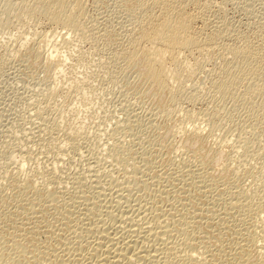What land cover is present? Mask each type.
Here are the masks:
<instances>
[{"label":"rangeland","instance_id":"374dc122","mask_svg":"<svg viewBox=\"0 0 264 264\" xmlns=\"http://www.w3.org/2000/svg\"><path fill=\"white\" fill-rule=\"evenodd\" d=\"M6 1L8 0H0V24H1V20L5 19L7 16L5 11L3 10V8L6 6ZM10 1L12 3L13 2L15 3L18 2L19 0L17 1L10 0ZM82 3H83L82 8H83L84 16L81 18L80 23L81 26L88 32L86 36V40L81 45V49L85 53L84 57H87L89 55L91 57V60H93L94 62L103 65L107 64L108 67L107 69L104 70L105 74L103 75V77L96 78L95 97H96L97 106L93 109V111H91L93 113L89 114L90 116H92V118H89V115L88 117L86 115L84 116L85 121L87 122L86 125L89 123L87 125L88 126L87 135L84 137V139H82L77 143L78 145L76 144V146L73 147L66 146V149L68 147L67 152L64 147L65 151L62 154H60L61 156L58 155L56 152H49L48 154L44 152V150H42V144H40L42 141L41 139H39V135H38L41 132V128H45V126L47 128L48 125L50 124L47 118L49 117L51 119V117L54 115L53 114L54 112H52L53 110H50V108L45 110L46 111L45 114L43 116L39 115V118L37 117L38 115L36 116L35 111H33L35 108L38 107V105H41L42 103L41 95L44 93V90L46 89L51 79L50 68L48 67L47 64L43 62V58L38 54L36 48L26 45L25 46L17 45L14 42H10L6 38L0 36V255H1L0 264H13V263L15 264V260L18 257L21 260L18 258L19 262L17 259L16 264L17 263L24 264L25 260H26L25 264H28L30 262L29 257L31 256V252L29 251L34 248V246L31 245L32 244L37 245L38 243L39 244L41 243L43 245L45 243L43 241V236H40V234L38 233L40 232V230H37L39 227L41 229H49L51 225V227L53 226V228L57 229V226H59L61 221L63 222L65 220V219L63 220L62 218H68V217H70L69 220L75 218L72 221H76L77 219L76 214L78 213L77 216L82 215V212L86 211V209L85 210L83 209L86 208V206H89L91 209V211L87 210L88 212H92L93 210L90 216H92L94 213H97L96 215H98V209L99 208L101 209L102 207L105 210L106 206L108 205L112 206V209L114 210L115 213L117 212L121 213V210L123 208L122 213L127 212V214L136 215L137 210L134 208H137L136 204L138 201L141 200L142 202L144 199H145L143 201L144 203H147L146 200H149L148 205L150 206L154 205V207H157L158 214L159 213L161 214L163 212V211L161 212L162 208L159 207L160 204L158 203V201L159 200L161 201V206L163 207V209H164V205L166 204L165 207L168 208V211L165 208L164 212L166 211L168 218L170 217L171 219H173V222H175L174 219L180 220L179 217L181 216L185 217V214H186V218L188 216L190 217L192 216L193 218L191 217V219H188L190 218L188 217L187 220L188 221L192 220L189 221L192 227H194L193 225L196 222L197 223L195 224L197 226L196 229L195 227L190 228L191 226L189 222L186 219L184 220V218H183L184 223L181 222L182 225L181 224L179 225L183 227V224H186L187 221L189 225L187 224L188 228L186 227L187 225H184V228H187L185 231L188 232L190 231V229H192L195 231L194 233L195 235L200 232V234L196 235L198 238H200L199 236L204 237V235H206L207 232L208 234L209 233L211 234L212 231L215 232V233L212 232L213 235L211 234L212 236H218L216 237V240L214 238V240L216 241L214 243L216 244L212 245L213 247L214 246L215 247L213 248L211 246V248H209L213 250L211 253L214 254L213 257L215 256V258H213L211 254V256H209L210 258L206 261V264H234L236 259L242 257L243 251L242 250L238 251L240 250L238 247L242 242H244L243 238H245V235H248L246 236V238L250 236L248 233L252 235L251 237H254V239L249 241V243H253V247L261 248L262 247L261 244L264 245V235H262V233H259L262 237L261 238L259 237L260 235H258V232H262L260 230L264 227V209L262 210L261 208L260 210H258L256 208H252V211L251 210L247 211L246 208L244 209L242 203H241L242 206L241 204H239V206L235 205L236 207L231 205V203L232 200L234 201L237 194L242 193L243 190H247L244 193H252L254 191L255 180H261L262 186L264 187V175L260 176L255 172L253 174H251L250 172H249L250 174L248 173V171L251 170L252 168H255L260 164H264V163H260V162H264V109H263L264 106H262L263 108L260 107V102L264 100V0H212L209 3L210 5L208 4L207 7L208 11L206 9V11L202 13L203 16H201L202 15L201 14L200 18L199 17L196 18L192 26V29H194L195 32L200 33L199 35L201 37H209V36L211 37L213 33L216 36L219 35L217 36L218 38L213 35L215 37L214 41L216 40L214 43H217L218 45L221 46H224V44L232 45L233 43H234L233 45L237 44L236 46H241L245 43L255 44L256 46L259 45L258 47H260L259 49L261 52L257 54V57L255 59L250 61H245L243 59L236 58L232 62L233 68L239 72L244 70L255 72V78L253 79L251 78L252 80L249 79L245 81L243 85L247 88L252 89V98L251 97L247 98L248 96L245 95L243 86L242 87L239 86V88H242L239 90H243V92L242 91L238 92L239 90H237V95L236 93H229L224 89H221L219 91H213L210 89L211 79H209L210 75L208 74H210L211 68L215 69L216 66H219L223 63V61L220 60V58L218 57L215 58L214 54H212L213 56L211 54H210L211 56L210 55H208L207 57L204 56L203 64H202L203 69L200 70L201 72H199V74H197L196 79L193 82V85L188 84L189 86L188 88H186L187 90L185 92L187 94L169 95L167 93L159 92L154 87L150 86L146 79L143 80L139 79V74H138L139 72L137 70L138 68L133 67L128 63H126L127 66H125V64H123L121 60H117L116 57H113L115 56L114 54H116V52L119 51L125 45L124 42H126L128 35L133 30L132 29L133 25L137 22L138 19L137 1L136 0H82ZM193 7L194 5L189 3V5L187 4L186 7H184V11L187 13L188 12L194 13L195 10ZM39 17H36L37 21H35L37 24L39 23L38 24L39 26L37 27L35 26L36 28H38V30H41L42 28H43L42 30L44 29L48 30L51 27L53 28V25L51 23H49L48 21L46 22L47 19H45L44 16H41L40 18ZM203 19L205 20V22L203 21ZM35 22H33V24H35ZM219 28L221 33L219 31ZM221 29H223V32ZM59 30H60L59 31L60 34L61 33L63 34L65 31L61 29ZM111 56L113 58H111ZM190 57L193 56H189V58ZM107 60L108 62H106ZM242 93L244 94L245 99L243 98ZM197 97L200 98V100L196 102H191V100ZM251 107L254 108V113L249 112L250 113L249 116L248 110ZM189 109L195 111L200 110L202 111L203 114L206 111H208V113L205 114L206 119H203L205 121L199 119L190 122L189 120L183 118L185 117L186 111H188ZM245 111L247 112L246 113L247 116L245 115ZM41 117H45V119H41L42 121L40 122ZM243 117L246 118L247 122L245 120L242 121V119H245ZM208 118L214 119L215 122H210L209 120H207ZM252 118L253 121H250V119L252 120ZM47 121L49 124H47ZM244 121L246 124H244ZM255 121L257 122V124ZM242 122L245 126L247 125V123L249 124L251 123L252 125H256V126H252L250 124L245 127L242 126L243 125ZM192 125H195L200 129L199 137H195L194 135L184 131V129L189 130ZM240 126L242 128L241 131L243 133L242 132L239 133ZM243 127L246 128V130ZM243 130H245V132ZM239 134L241 135L243 134V135L241 136ZM34 135H36L37 137ZM32 139L34 140L32 141ZM224 142L227 143L229 142L228 144L231 145L237 144L240 145V147L242 146V148L238 150L235 147H233L232 149L230 147L224 148L223 145H221V143ZM36 144L39 145L36 146ZM116 145H117L116 147L117 149L115 148ZM237 145L235 146L237 147ZM245 145L246 147L243 148V146ZM22 146L28 148L25 149ZM119 146L122 148H120ZM39 147L41 149H39ZM121 149H125V151L123 150L124 151L123 152ZM48 155L60 156L58 159L61 160L59 162L60 172L55 174L56 176H53L54 174L53 172H49L45 176L46 178H48V180L44 179L45 177L42 179L41 177L38 179H33L31 175L34 168H37V166H39V168L41 169L42 168L41 166L48 159L49 157ZM123 157H125V159ZM183 162L184 165L182 166ZM123 164L129 167L130 170H128L127 168V171L129 172H126L125 170L126 167L124 168L122 167L124 166ZM185 164L186 165L188 164L187 165L188 167L187 166L185 167ZM194 164L197 165L195 166V168H193ZM202 164H204L205 166H203ZM209 164L213 166L214 171H217L218 169L217 170L215 169L217 167L222 166L223 164H227L228 169L223 173H219V172L211 173V171L208 169L209 168L208 166H210ZM179 165H181L182 167ZM132 166L136 170L131 168ZM175 166H177L178 169H181L183 167L184 169L178 170L176 169L177 167ZM189 166H192L191 169L189 168ZM211 166L210 168L213 172V168ZM62 167L63 169H61ZM200 167H202L203 169L205 167L206 169L203 170ZM168 169L170 171H168ZM194 169H196L202 176L201 181H203V184L201 183V181H199L200 178L198 179V177H200L199 173H195L196 170ZM185 170L188 172L186 173ZM201 170L202 172L204 171L205 173L204 172H203L204 174L201 173ZM153 171H155V173ZM175 171H176V175H174ZM183 171H185L186 174L185 173L183 174ZM160 172L162 173L164 172L163 174L166 173L167 176L161 175ZM169 172L172 173L170 174ZM191 172L193 174H191ZM177 173L179 175H177ZM208 173L210 177L213 176L215 179H213L212 177L211 180L210 177L208 176ZM168 174L172 176H169ZM25 175H27L26 177L28 178V182L22 186L20 185L18 178H21L22 176ZM181 175L182 178L184 179V182L186 181L185 182L186 184L182 182L183 179L181 178ZM204 175L206 179L204 178ZM49 176L51 179L53 178L52 179L53 181L49 179ZM179 176L182 180L180 179V181H177L179 180L178 178ZM184 176L186 177V180ZM192 176L194 177V179L192 178ZM163 177L165 179H168L169 181L171 179L172 183L171 182L169 183ZM169 177L171 178L169 179ZM176 177L178 179H176ZM187 178H189V180ZM116 179L117 181L118 180L119 181L117 182ZM173 179H175V181H173ZM203 179L205 180L206 183L205 185L207 186V189L206 186L204 185ZM207 179L211 181L208 182ZM153 180H155L154 185L152 184ZM192 180L193 181L196 180L197 182L194 183L195 181L193 182ZM215 181L217 182L218 185L214 186L212 183L214 182V184H216ZM166 182L169 183V185ZM180 182L181 184L183 183L184 185L182 184L183 187H180L178 189ZM190 182L192 183L190 184ZM222 182H224L225 185ZM148 183L151 184L147 185ZM155 183L158 184L155 185ZM170 184L173 185L171 186ZM174 184L177 186H175ZM117 185L120 186L117 188ZM197 185L198 186L203 185L204 187L202 186L203 187L202 189L201 186L198 187ZM210 185H213L214 187L213 186L210 187ZM221 185H223V187H220ZM226 185L227 188H230L232 192L229 191V189H225ZM112 186H114L113 189ZM159 186H162V188L164 187L163 189L160 187V189H162V191L164 192L166 190L165 195H163V192L159 189ZM185 186L186 187L188 186L189 188L188 187L186 188ZM216 186L218 189L216 188ZM169 187H174L175 188L174 191H176L177 189L179 191L177 190L176 192H174L172 191V188L170 189ZM196 187H198L201 190L199 189L198 191L195 190ZM155 188L156 191L154 190ZM182 188L183 190L185 189L184 191H187L186 189H191L192 191L191 192L188 191L190 194L188 192H184V191L182 192ZM157 189L159 190L158 194L160 195H157L158 192ZM209 189H211L212 191L209 192L206 191ZM167 190L169 193H167ZM216 190L217 192L219 191L218 196L217 193L215 194ZM237 190H239L240 193L237 192ZM180 191L182 192L183 198H186V196L188 195L187 199L189 200L186 199L187 201H184L185 199L183 198L180 199V197H182L181 193H179ZM194 191L195 192L197 191V194L195 193L196 195H193ZM203 191L205 194L203 193ZM233 191L236 192L234 193ZM58 192L61 193L59 194ZM177 192L179 193L178 194L179 196L177 195ZM199 192H201L203 196ZM211 192L212 194H209ZM230 192L235 198L231 195ZM170 193L171 196L173 194L172 199L170 198L171 196H169ZM223 193H225V195ZM57 194L61 195L60 198H62V201H60V203L65 202L63 205L66 204L68 206L66 205L63 206L59 204L58 200L56 202H54L55 200L54 201L52 200L53 201L52 202L51 199L48 197V195L54 196ZM166 195L169 196L167 197L169 198L168 200L164 199V196L166 198ZM189 195H191L190 197L192 198H190ZM205 195H208V199H211L209 198V196L211 195L212 199L210 201L208 200L207 202V198H206L207 196ZM219 195H221L222 197ZM227 195L232 196L233 198ZM81 196L82 197L85 196L83 197L84 199ZM153 196L154 197L156 196L157 198L156 197L154 198ZM159 196L161 198H159ZM138 197L140 198V200L137 199ZM173 197H175V200ZM197 197L201 199L203 198L202 200L206 199L205 200L206 202L203 201L204 203L202 204L198 203L197 201L201 202V199L198 198L197 200ZM217 197H220L219 199L222 202L219 203H222V206L225 209L222 208L221 210V205L218 204L216 205V203H218L219 201ZM226 197H227V204H225ZM228 197L230 199H228ZM149 198L152 200H150ZM213 198H215V200ZM78 199L80 201L81 199H83L81 201L83 202V204ZM89 199L91 201L93 200V203ZM28 200L30 201L33 200L32 202H34V204L30 203ZM39 200H41L40 201L41 203L43 202H47V203H43L42 206ZM155 200H158L156 201V204L158 203V205L154 204ZM171 200H174L172 208L170 207L172 206ZM181 200L183 202H186L187 206L186 203H183ZM190 200L191 201L196 200V201L195 202L193 201L192 203L189 202ZM212 200L213 201L217 200V201L215 203ZM36 201H38V203ZM73 201L74 202L76 201L75 205H77L78 207L74 206ZM77 201L80 203L78 204ZM228 201L230 202V204ZM35 202L37 204H35ZM94 202L95 204H98L99 207L95 208L97 205L96 206L91 205L94 204ZM26 203L32 205L34 208H32V206L30 207ZM86 203H89L90 205L88 204L86 205ZM213 203H215L214 204L215 206L213 205ZM103 204L104 206H102ZM204 204L205 205L209 204V206L213 205V207L210 206L209 208L206 207ZM46 205L48 206L47 207L48 209L46 208ZM182 205L185 207H180ZM41 206L42 208H45V210L42 209ZM168 206L172 210H169ZM198 206L203 209L198 208ZM216 206H218L217 210H216ZM38 207L41 209V212L43 211L44 212L43 213L39 212L40 209ZM65 207L68 208L71 207L69 210H71L72 212L70 213L68 208ZM231 207L234 209H232ZM80 208L82 209V212H80L81 211ZM179 208L180 210L183 209L182 211L185 214L182 211L179 212L180 211ZM212 208L215 209L216 210L215 212L217 213H215ZM33 209H35V211L38 209L37 210L38 213L37 211L35 212L36 216L38 214L36 218H34L35 214L33 213L34 212ZM62 209L64 212L67 210L69 213L68 212L64 213ZM204 209L207 210L205 211ZM254 209H256L257 211ZM104 210L103 212L102 211L101 212L104 213ZM208 210L209 211L211 210L210 212H212V215ZM261 210L263 212H261ZM31 211L33 215L31 214ZM177 211L178 214H176ZM200 211H202L204 214ZM218 211L219 212L221 211V213L224 215H222L221 213L220 215H218L219 214ZM28 212L30 213L28 214ZM61 212L64 215L63 214L61 215ZM134 212H136V214ZM189 212L191 213L188 214ZM195 212L198 213L196 214ZM206 212L210 214L207 215ZM229 213H231L230 217L228 215ZM49 214L50 216L47 217ZM70 214H73L74 217H71L73 215L67 217V215ZM172 214H175L177 216L179 214L180 215L178 217L173 216L175 217L173 218ZM205 214L206 216L210 215V217H205ZM44 215L45 217L43 219L42 217ZM96 215L94 214V217L92 218H97ZM215 215L217 218L215 217ZM101 216L102 217L100 218L104 217L103 219L106 220V221L104 220L106 223L110 221L107 218V215L103 214ZM219 216L226 221H223L221 218H219ZM223 216L225 217L223 218ZM46 217L48 218V220H46L47 219ZM209 218L215 219V221H213L214 219L211 220L213 221L212 223L213 227H211V221ZM35 219L36 220L38 219L37 220L38 222ZM58 219L60 220L58 221ZM218 219L222 220L226 224L228 222V224L223 225L222 221H221L222 223L220 221H216ZM230 219L232 223L229 222ZM21 220L23 222H21L20 224L19 221ZM206 220L210 222L209 223L210 225L207 224ZM55 221L56 223H54ZM25 222L28 224H25ZM30 222L32 224V227ZM33 222H35V224ZM230 223L231 224L235 223V224L231 225L232 226L231 227L229 226ZM24 225L25 228H23ZM47 225H49V227ZM13 226H15V228H13ZM42 226L44 227L42 228ZM103 226H106V224L105 225L103 224ZM243 226L247 228L245 229V227ZM21 227L23 228L22 229L23 231L20 233ZM30 227L31 229L33 227L35 228L31 230ZM198 227H201L203 229L205 228L207 232H204L203 229ZM230 227L232 228V230L230 229ZM235 227L237 228L236 230ZM242 228L243 231L245 230L248 232L247 233L242 232ZM17 229L20 230L18 231ZM198 229H201V231ZM226 229L229 231V233L227 232ZM248 229H250V231ZM49 230L54 231V229L52 228H50ZM64 230L66 231V228ZM64 230H62V232L64 234L66 233L67 237L70 236L69 239H72L74 241V240H78L77 238L81 237L80 238L81 242L83 241L85 242L84 239L85 237H87L84 236L87 234L85 231L79 230L80 234H82L83 232L85 233L82 234L83 236L82 235L80 236V234H78L79 233L78 230H77L78 232L77 234L75 232L74 233H70L69 231L65 232ZM251 230L253 231V233ZM217 231H219L220 233ZM236 231L240 233L237 234ZM28 232L30 233L32 232V234H29ZM33 232L34 233L37 232V233L33 234ZM231 233H236V234L229 235ZM74 234L78 237H76ZM174 234L183 236V234L181 235L179 232H175V231ZM71 235H73L76 239H73L74 237ZM240 235L241 236L243 235L244 237L239 238ZM13 237L14 240L17 241L20 240L19 242H21V244H23L22 242H24V246L18 245L19 247L21 246V248L18 247L19 251H17V249H15L14 247H11L12 246L11 244H13L14 242ZM20 238H23V240L25 241H22ZM246 238L244 243H246V241L248 240V239L246 240ZM25 244H27V247L28 246L31 247V249L28 248V251H26ZM39 244L37 246H40ZM82 244L83 246L85 245L84 243ZM10 247L12 249H15L17 252L15 250H13L14 251L13 252ZM207 247L210 246L208 245ZM204 248L208 249L205 246ZM21 249L22 251H20ZM19 252H21L22 254L25 252V255L22 254L20 255ZM12 258L15 259L13 260ZM22 258H24L23 259L24 261L22 260ZM27 259H28V263H27Z\"/></svg>","mask_w":264,"mask_h":264},{"label":"bare ground","instance_id":"6f19581e","mask_svg":"<svg viewBox=\"0 0 264 264\" xmlns=\"http://www.w3.org/2000/svg\"><path fill=\"white\" fill-rule=\"evenodd\" d=\"M136 1L138 3V5H137V13H138L137 22L133 25V28H132L133 30L128 35L126 42H124L125 45L119 51H117L116 54H114L115 56H113V57H116L117 60H121L123 62V64H125V66H127L126 63H128V64L132 65L133 67L138 68L137 70L139 72L138 73L139 74V79H141V80L146 79L148 81L149 85L154 87L159 92L167 93L169 95L187 94L185 92L187 90L186 88H188V86H189L188 84L193 85V82L196 79L197 74H199V72H201L200 70L203 69L202 68V64H203L204 56L207 57L210 54L211 55L214 54L215 58L218 57V58H220V60L223 61V63L221 65H219V63H218L219 66L215 65L216 66L215 69L211 68L210 74H208V75H210L209 79H211L210 80L211 83L209 82L211 84V88H210V85H209V88L211 90L219 91L221 89H224V90H226L229 93H236V95H237V90L242 89V88H239V86L242 87L244 85L245 81H247L249 79L252 80L253 78H255V72L254 71L244 70V71H240L239 72V71H237L236 69L233 68L232 62L236 58L243 59L245 61H250V60L255 59L257 57V54L259 52H261L260 49H259L260 47H258L259 45L256 46L255 44L245 43V44H243L241 46H236L237 44L233 45L234 43L232 42L233 43L232 45L224 44V46H221V45H218L217 43H214L216 41V40L214 41L215 37H217L219 35L216 36L213 33V35L215 36L214 37L212 35V33H211V35H212L211 37L210 36L209 37H201L199 35L200 33H197V32L194 31V29H192L194 20H196V18H198V17L200 18V15L203 12L206 11V9L208 7V4L212 0H136ZM189 3L194 5V7H193L194 10H195L194 13H189V12L187 13V12L184 11V7H186L187 4L189 5ZM82 6H83L82 0H19L18 2H15V3L14 2L12 3L10 0H8V1H6V6L3 8V10L5 11L7 16H6L5 19L1 20L0 36L6 38L10 42H14L17 45H21V46H25L26 45V46H30V47L36 48L38 54L40 56H42L43 62L45 64H47L48 67L50 68L51 79H50V82L48 83L46 89L44 90V93L42 92L43 93L41 95L42 103H41V105H38L39 108L37 107V108H35L33 110V111H35L36 116L38 115L37 116L38 118H39V115L43 116L45 114V112H46L45 110H47L49 108H50V110H53L52 112H54L53 113L54 115L51 117V119L49 117L48 118L46 117L47 120L50 122V124H49L48 121H47V124H49L48 127L46 128V126H45V128H41V132L39 131L40 133L38 134L39 135V139H41V141H42L41 143L39 142L40 144H42V150H44V152H46L47 154L49 152H56L58 155H60V154H62L65 151L64 147L66 149V146H70V147L76 146V144L79 141H81L82 139H84V137L87 135V132H88V129H87L88 126L87 125L89 123L86 125L87 122L85 121V117L84 116L86 115L88 117V115L90 113H93L91 111H93V109L97 106L96 105V97H95V89H96L95 82H96V78L103 77V75L105 74L104 70L107 69V67H108L107 64L103 65V64L94 62L93 60H91V57L89 55L87 57H84L85 53L82 51L81 45L86 40V36H87L88 32H87V30H85L81 26V23H80L81 18L84 16V12H83ZM207 11H208V9H207ZM206 13H204V14H206ZM39 16L40 17L44 16V18L47 19L46 22L48 21L49 23H51L53 25V28L51 27L52 29L50 28L48 30H46V29L42 30L43 28L42 29L40 28L41 30H38V28H36V27L39 26L38 25L39 23L37 24L35 21H37L36 17H39ZM201 16H203V14ZM210 19H211V17H210ZM203 21L205 22L204 19H203ZM33 22H35V24H37V25L33 24ZM204 24H206V23H204ZM214 26H216V25H214ZM59 29L65 30L64 33L60 34V32H59L60 30ZM221 30L223 32V29H221ZM219 31H220V28H219ZM220 33H221V31H220ZM209 35H210V33H209ZM236 38H238V37H236ZM241 43H243V42H241ZM185 52H187V53H185ZM189 56H193V57L189 58ZM113 57L111 56V58H113ZM106 62H108V60ZM205 77H206V75H205ZM243 88H244V91H245V95L248 96L247 98H249V97L252 98V89L251 88H247L245 86H243ZM240 91L243 92V90H239L238 92H240ZM61 94H62V96H61ZM240 95H241V93H240ZM242 96L245 99V96H244L243 93H242ZM198 100H200V98L197 97V98L191 100V102H196ZM262 106H264V100H262L260 102V107H262ZM83 107H84V109H83ZM219 111H221V110H219ZM246 111H245V115L247 113ZM249 112L250 113H254V108L251 107L248 110V113ZM206 113H208V111H206L203 114L202 111H200V110L195 111V110H192V109L190 110L189 109L188 111H186L185 117H183V118L189 120L190 122H193L194 120H199V119L203 120V119H206L205 118V114ZM250 113H249V116H250ZM89 118H92V116L89 115ZM243 118H245V117H243ZM253 118H252V120L250 119V121H253ZM41 119H45V117H41L40 118V122L42 121ZM207 120H209L210 122H215L214 119H212V118H208ZM243 120L246 121V118L242 119V121ZM44 121H46V120H44ZM203 121H205V120H203ZM245 121H244V124H246ZM242 124H243V122H242ZM244 124L242 126H245ZM250 124L247 123V125H250ZM253 124H254V122H253ZM256 124H257V122H256ZM252 126H256V125H252ZM253 128H255V127H253ZM244 129L246 130V128H244ZM241 130H242V128L240 126V132L239 131L238 132L241 133L242 132ZM245 130H243V131L245 132ZM184 131L194 135L195 137H199L200 136V129L198 127H196L195 125H192L189 130L184 129ZM239 135H241V134H239ZM239 135H238V137H239ZM34 136H36V135H34ZM30 137H31V135H30ZM36 137H35V140H36ZM33 140L34 139H32V141ZM228 141H229V139H228ZM228 143L224 142V143H221V145H223L224 148H229L230 147L232 149L233 147H235L237 150L242 148V146L240 147V145H237V144H232L231 145V144H228ZM38 145L36 144V146H38ZM235 145H237V147ZM24 146H26V145H24ZM116 147H117V145L115 146V148ZM123 147H124V145H123ZM244 147H246V145L243 146V148ZM23 148H25V147H23ZM26 148H28V147H26ZM120 148H122V147H120ZM29 149H28V151H29ZM39 149H41V148L39 147ZM67 149H68V147H67ZM67 149H66V152H67ZM121 150L125 151V149H121ZM126 152H125V154H126ZM21 153H24V152H21ZM195 155H197V154H195ZM48 156H49L48 159L41 166L42 167L41 169L39 168V166H37V168H34V170L32 172V175H31V177L33 179H38L40 177L42 179L49 172H53L54 173V174L52 173L53 176H56L55 174L60 172V170H59L60 169V163L59 162L61 160H58V159H59V157L61 155L60 156H50V155H48ZM123 158L125 159V157H123ZM195 161H197V160H195ZM147 162H148V160H147ZM260 163H264V162H260ZM183 165H184V162H183L182 166ZM187 165L185 164V167ZM197 165L194 164L193 168H195V166H197ZM202 165L205 166L204 164H202ZM179 166H181V165H179ZM210 166H208L209 167L208 169L211 171V173H214V172L223 173V172H225L228 169V165L227 164H223L222 166L217 167V168L215 167L216 168L215 170L218 169L217 171H214L213 166H211L213 168V172H212ZM91 167H90V169H91ZM122 167L123 168L126 167V169H125L126 172H129V171H127V168H128V170H130V169H129V167H127V165H124ZM134 167H135V165H134ZM134 167L132 166L131 168L134 169ZM175 167H177V166H175ZM191 167L192 166H189L190 169H191ZM189 168H188V170H189ZM200 168H202V167H200ZM61 169H63V167ZM176 169H178V167ZM182 169H184V167L181 168V169H178V170H182ZM198 169H199V167H198ZM205 169L206 168L204 167L203 170H205ZM134 170H136V169H134ZM134 170H133V173H134ZM173 170H174V168H173ZM194 170H196V169H194ZM131 171H132V169H131ZM168 171H170V170L168 169ZM185 171H183V174L185 173ZM196 171H195V173H199L198 171L197 172ZM153 172L155 173V171H153ZM166 172H167V170H166ZM187 172L188 171H186V173ZM203 172L201 170V173H203ZM206 172H207V170H206ZM249 172L251 174H253L255 172L256 174H259L260 176L264 175V164H260V165L256 166L255 168H252L251 170L248 171V173ZM160 173H161V175H164V176L166 175L167 176L166 173L163 174L164 172L163 173L160 172ZM174 173H175L174 175H176V171ZM181 173H182V171H181ZM128 174H130V173H128ZM170 174H168V175L172 176ZM191 174H193V173L191 172ZM154 175H152V176H154ZM177 175H179V174L177 173ZM182 175H181V178H182ZM199 175H200V173H199ZM211 175H213V174H211ZM26 176L27 175L22 176L21 178H18L20 185L23 186V185H25L28 182V178ZM57 176H59V175H57ZM61 176H62V174H61ZM159 176H160V174H159ZM208 176H209V173H208ZM196 177H198V176H196ZM212 177H210L211 180H212ZM170 178L171 177H169V179ZM178 178H179V180H177V181H180V179H181L180 176ZM178 178L176 177V179H178ZM189 178H187V179L189 180ZM192 178L194 179L193 176H192ZM199 178H200L199 181H201L202 180V176L200 175V177H198V179ZM204 178H205V175H204ZM44 179L48 180V178H46V177ZM49 179H51L50 176H49ZM54 179H56V178H54ZM97 179H99V178H97ZM213 179H215V178L213 177ZM165 180H167L169 183L171 182V179H170V181L168 179H165ZM185 180H186V177H185ZM116 181H117V179H116ZM173 181H175V179H173ZM194 181H193L194 183L197 182L196 180H194ZM210 181L208 180V182H210ZM216 181H215L216 184H214V182L213 183L211 182V183L214 186L218 185L217 184L218 181L217 182ZM125 182H126V180H125ZM154 182H155V180H153V183H152L153 185H154ZM182 182H184V179L182 180ZM97 183H99V182H97ZM158 183H159V181H158ZM169 183H167V184L169 185ZM191 183L192 182H190V184ZM201 183L203 184V181H201ZM222 183H224V182H222ZM150 184L148 183L147 185H150ZM157 184L155 183V185H157ZM182 184H181V182H180V185L178 184L179 185L178 189L180 187H183L184 184L183 185ZM205 184L206 183H205V180H204V185ZM99 185H101V184H99ZM188 185H189V183H188ZM213 185H210V187L213 186ZM224 185H225V183H224ZM119 186L120 185H117V188ZM175 186H177V185H175ZM199 186H201V185H199ZM113 187L114 186H112V189H113ZM160 187L162 188V186H159V189H160ZM174 187H169V188L170 189L172 188V191H174L175 190ZM198 187H196L195 190L198 191V189H199ZM203 187H202V189H203ZM220 187H223V185H221ZM169 188H168V190H169ZM216 188H217V186H216ZM216 188H214V189H216ZM162 189H160V190L162 191ZM206 189H207V186H206ZM225 189H229V191H231L230 188H227V185H226ZM154 190L156 191V188ZM168 190H167V193H169ZM184 190L182 188V192ZM186 190L187 191H184V192H188V191L191 192L192 191L191 189H186ZM199 190H201V189H199ZM224 190H223V192H224ZM157 191H158L157 195H160V194H158L159 193L158 189H157ZM176 191H174V192H176ZM197 191L196 192L194 191V194L193 193H191V194L196 195ZM206 191L209 192V191H212V190L209 189V190H206ZM241 191H242V189H241ZM246 191L247 190H243V192L240 193L239 190H237V192H239L241 195L237 194L236 198L232 195V193H231L232 191H231L230 192L231 195L236 199V200L234 199V201H233L232 200L233 197L229 196L230 194L227 195L229 197H232L231 198V200H232L231 205L239 206V204L242 203L243 206H244V209L246 208L247 211L248 210L252 211V208H256L258 210H260L262 208V210H263L264 209V187L262 186V181L261 180H255L254 191L252 193H244ZM95 192H97V191H95ZM100 192H101V190H100ZM124 192H126V191H124ZM162 192H163V195L166 194V190H165V192L164 191H162ZM162 192H161V194H162ZM182 192L181 191L179 192V193H181V196H182ZM201 192H199V193L201 194ZM218 192H217V190L215 192V194L217 193V196L219 194ZM179 193L177 192V195ZM203 193H204V191H203ZM225 193H223V194L225 195ZM59 194H57L58 197H57V195H54V196L48 195V197L51 199V201L55 200L54 202H56L58 200L59 201L58 203L63 205L65 202L63 201L64 203H62V202L60 203V201H62V198H60L61 195H59ZM89 194H90V191H89ZM103 194H104V192H103ZM206 194H207V192H206ZM209 194H212V192L209 193ZM223 194H222V196H223ZM96 195H98V194H96ZM99 195H100V193H99ZM153 195H154V193H153ZM201 195L203 196V194H201ZM208 195H205V196H207L206 197L207 198V202H208V200L210 201L212 199L211 195L209 196V198H211V199H208ZM169 196H171V193H170ZM169 196L166 195V198L164 196V199L168 200L169 198H167V197H169ZM172 196H173V194H172ZM172 196L170 197L171 199H172ZM190 196L191 195H189V197ZM219 196H221V195H219ZM83 197H85V196H83ZM161 197H162V195H161ZM161 197L159 196V198H161ZM187 197H188V195L186 196V198H183V196H182V197H180V199L183 198V199H185L184 201H187V200H189V199H187ZM214 197H216V196H214ZM229 197H228V199H230ZM46 198H47V196H46ZM86 198H85V200H86ZM173 198L175 200V197H173ZM190 198H192V197H190ZM198 198L199 197H197V200H198ZM217 198L219 199L220 197H217ZM83 199H81V201ZM137 199L140 200L139 197ZM164 199H163V201H164ZM199 199H201V198H199ZM202 199H201V202H199V201H197V202L200 203V204L204 203L203 201H205L206 199L205 200H202ZM213 199L215 200V198H213ZM150 200H152V199H150ZM174 200H171L172 201L171 202L172 206H170L171 208L173 207V203H174L173 201ZM231 200H230V202H231ZM28 201L30 203L34 204V202H32L33 200L32 201L28 200ZM40 201L41 200H39V202ZM148 201L149 200H146L147 203H144V202L142 203L141 200H140V201L137 202V204L135 203L137 205V208H134V209L137 210L136 211L137 214H136V212H134L136 215L127 214V212L122 213L123 208L121 210V213H119V212L115 213L114 210L112 209L111 205H108V206L105 205L106 206L105 210L101 207V209L104 210V213H102L103 210H101L100 208L98 209V215H96L97 213H94L97 216V218H92V217H94V214L92 216H90V214H92L93 210H92V212H88L87 210L91 211V209H90L89 206H86V205L87 204L90 205V204L86 203V205H85L86 208H83V207H81V208H83L84 210L86 209L87 212L86 211L82 212V209L80 208L81 209L80 212H82V215H80V216L78 215L79 216V218H78V216H77L78 213L76 214V217H77L76 221L77 222L76 221H72L75 218L74 219L72 218V220L71 219L69 220L70 217H68V216L73 215V214H70V215H67L68 218H62L63 220L64 219L65 220L63 222L61 221V223L59 222L60 223L59 226H57L58 224L56 225L57 229L53 228V226L51 227V225H50V228L54 229V231L53 230H49L50 228L49 229H41L39 227L40 229L38 228L37 230H40V232H38V233L40 234V236H43V241L45 243L43 245L41 243L40 244L38 243L40 246H37L38 244L37 245L36 244H32L31 246H34L33 249H31V247H29V246L27 247V244L29 242L27 244H25L26 251H28V248L31 249L29 251V252H31V256L30 257L28 256L30 253L27 255L29 257L30 262L28 263V259H27V263L28 264H206V261L210 258L209 256H211V254H212L211 252L213 251V250H211L209 248H211L212 245L216 244L214 242H216L215 241L216 237H218V236H212L213 233H215V232H213L212 229H211V231L213 233L211 232L212 235L209 233L211 235L210 236L205 228L203 229L201 227H198V228L203 229L204 232H207V234L204 235V237L199 236L200 238H198L196 235L200 234V232L199 233L197 232L198 234L195 235L194 234L195 231L192 230V229H190V231H188L189 230L188 229L187 230L188 232L185 231L188 228V225L190 224L189 221H192V220H189V221L187 220V218L190 217V216L187 215L188 217L186 218V214L182 211L183 209L180 210V208H179V210H180L179 212L182 211L185 214V217L181 216V217H179L180 220H178V219L175 220L174 219L175 222H173V219H171L170 217L168 218V216L166 214V211L164 212L165 208L168 211V208L165 207L166 204L165 205L162 204V205H164V209H163V207L161 206V201L159 200L160 201L159 202L158 200H155L154 204H156V201H158V203L160 204L159 207L162 208L161 212L163 211L161 214L160 213L158 214L157 207H154V205L153 206L148 205ZM193 201L190 200L189 202L193 203ZM216 201H213V202L216 203ZM225 201H226L225 204H227V197H226ZM36 202L38 203V201H36ZM36 202H35V204H37ZM80 202H78V204ZM91 202L93 203V200ZM116 202H117V200H116ZM219 202H222V201L219 199V201H218V203H216V205L217 204L221 205V210H222V208L225 209L222 206V203H219ZM230 202H229V204H230ZM43 203H47V202H43ZM43 203H41L42 206H43ZM75 203H76V201L74 202V206H77V205H75ZM81 203L83 204V202H81ZM150 203H152V202H150ZM158 203L156 205H158ZM175 203H176V201H175ZM183 203H186V202H183ZM215 203H213V205ZM26 204H28V203H26ZM55 204H57V203H55ZM68 204H70V203H68ZM242 204H241V206H242ZM65 205H63V206H65ZM91 205H95V206L97 205L96 207L94 206L95 208L99 207L98 204H95V202H94V204H91ZM190 205H192V204H190ZM213 205H210V206L213 207ZM29 206L31 207L32 205H29ZM42 206H41V208H42ZM49 206H50V204H49ZM66 206H68V205H66ZM69 206H71V205H69ZM102 206H104V204ZM186 206H187V203H186ZM205 206L210 208L209 204L208 205L206 204ZM36 207H35V209H36ZM44 207H45V205H44ZM47 207L48 206L46 205V208ZM60 207H62V206H60ZM77 207H75V208H77ZM170 207H169V210H172ZM180 207H185V206L182 205ZM200 207H201V205H200ZM200 207L198 206V208H200ZM32 208H34V207L32 206ZM65 208H68V207H65ZM70 208H68V210ZM35 209H33L34 210L33 213L35 214L34 218H36L38 216V214L36 216V213H35L38 209L36 211H35ZM42 209L45 210V208H42ZM200 209H203V208H200ZM217 209H218V206H216V210ZM232 209H234V208H232ZM256 209H254V210H256ZM204 210H203V212H204ZM213 210H214V212L216 211L215 209H213ZM262 210H261V212H263ZM32 211H31V214H32ZM62 211H63V209H62ZM69 211H70V213L72 212L71 210H69ZM96 211H94V212H96ZM39 212H41V209H40ZM43 212H41V213H43ZM65 212H68V211L66 210ZM76 212H78V211H76ZM159 212H160V210H159ZM169 212H168V214H169ZM200 212H202V211H200ZM228 212H229V209H228ZM235 212H236V210H235ZM29 213L30 212H28V214ZM37 213H38V211H37ZM183 213H180V214H183ZM190 213L191 212H189L188 214H190ZM202 213H200V214H202ZM206 213H207V215L210 214V213L212 215V212H210V213L206 212ZM215 213H217V212H215ZM220 213H221V211L219 212L218 215H220ZM62 214L63 213L61 212V215ZM66 214H65V217H66ZM103 214L107 215V218L110 220V221H108L109 224H108V222L107 223L105 222L106 220L103 219L104 217L100 218V217H102L101 215H103ZM176 214H178V211H177ZM230 214L231 213L228 214L229 217H230ZM45 215H46V213H45ZM45 215L42 217L43 219H44ZM192 215H193V213H192ZM222 215H224V214H222ZM49 216H50V214L47 217H49ZM173 216H177V215L172 214V217ZM195 216H197V215H195ZM71 217H74V215L71 216ZM191 217L188 218V219H191ZM205 217H210V215L206 216V214H205ZM215 217H216V215H215ZM224 217L225 216H223V218ZM173 218H175V217H173ZM183 218H184V220L186 219L189 222V224L186 221V224H183V227H182L179 224L182 225L181 222L184 223ZM200 218H203V217H200ZM219 218H221V217L219 216ZM54 219H52V220H54ZM213 219L211 218L210 221L213 220ZM46 220H48V218ZM59 220L60 219H58V221ZM222 220L218 219L216 221H220L221 222ZM193 221H195V220H193ZM213 221H215V219ZM213 221H211V227H213L212 226ZM223 221H226V220H223ZM19 222L21 224V222H23V221L21 220ZM72 222H75V223H72ZM99 222H101V223H99ZM220 222H218V223H220ZM229 222H231V219H230ZM33 223L35 224V222H33ZM41 223H42V221H41ZM54 223H56V221ZM209 223L210 222L207 221V224H209ZM231 223H230L229 226L235 224V223L234 224H231ZM25 224H28V223L25 222ZM30 224H31V222H30ZM48 224H49V222H48ZM103 224L104 225L106 224V226H103ZM195 224H197V223L195 222ZM195 224L193 226L196 229L197 226ZM224 224H226V223L223 222V225ZM227 224H228V222H227ZM184 225H187L186 226L187 228H184ZM203 225H205V224H203ZM15 226H13V228H15ZM33 226H35V225H33ZM47 226L49 227V225H47ZM190 226H191L190 228H194V227H192L191 224H190ZM31 227H32V224H31ZM31 227H30V229H31ZM43 227L44 226H42V228ZM231 227H230V229L232 230ZM243 227H245V226H243ZM23 228H25V225H24ZM23 228L21 227V230L20 229H17V230L18 231L20 230V233H21L23 231L22 230ZM34 228L35 227H33L32 229H34ZM65 228H66V231L64 230ZM223 228H221V229H223ZM246 228L247 227H245V229ZM201 229H198V230L201 231ZM236 229L237 228L235 227V230ZM62 230H64L65 232L69 231L70 233H74L75 232L76 234L78 233L77 230L78 231L79 230L80 231H85L87 234L84 235V236H87V237H85V239L82 237L85 240V242L83 240H82L83 242H81V239H80L81 237L80 236L84 232L82 234H80V231H79L78 234H80V236H79L80 238H77L78 240H74L73 241L72 239H69L70 236L67 237L66 236L67 234L66 233L64 234L62 232ZM191 230H192V232H191ZM248 230L250 231V229H248ZM44 231H45L46 234L44 233ZM174 231L175 232H179L181 235L183 234V236H180L178 234L177 235L174 234ZM260 231H262V232H258V235H260L259 233H262V235H264V227ZM189 232H191V233H189ZM217 232H219V231H217ZM227 232L229 233L228 230H227ZM240 232H237V234L240 233ZM242 232L247 233L248 231H245V230L243 231V228H242ZM28 233L32 234V232L31 233L28 232ZM36 233L37 232H35V233L33 232V234H36ZM252 233H253V231H252ZM203 234H201V235H203ZM232 234H236V233H231L229 235H232ZM248 234L250 235L248 238H246V236H248V235H245L246 240L248 239L246 241V243H244L245 242V238H243L244 242H242L241 244L239 243L240 246L238 248L240 250H238V251L242 250L243 254H242V257L236 259L235 262L233 261L234 264H264V249H263L264 245L261 244L262 245L261 248L253 247V243H249V241L253 240L254 237H251L252 235L250 233H248ZM20 236H21V234H20ZM71 236H73V235H71ZM32 237H33V235H32ZM76 237H78V236H76ZM241 237H244V236L240 235L239 238H241ZM259 237H261V235ZM214 238H215V240H214ZM20 239L22 241H25V240H23V238H20ZM73 239H76V238L74 237ZM243 239H242V241H243ZM13 240H14V237H13ZM41 240H42V238H41ZM19 241L14 240V242L12 241L13 244H11L12 245L11 247H14L15 249H17V251H19L18 249L21 248V246L19 247L18 245L24 246V242H22L23 244H21V242H19ZM39 242H40V240H39ZM82 243H84L85 245L83 246ZM208 245L210 247H207ZM204 246L206 248H208V249H205ZM15 249L11 248L12 251L15 250ZM20 251H22V249ZM19 253H20V255L22 254L21 252H19ZM22 255H25V252ZM213 255L214 254H212V257H213ZM213 258H215V256ZM19 259H18V262H19ZM23 259L24 258H22V260ZM16 260H15V264H16ZM23 261H20V262H23ZM24 262L26 263V260ZM17 264H19V263H17Z\"/></svg>","mask_w":264,"mask_h":264}]
</instances>
